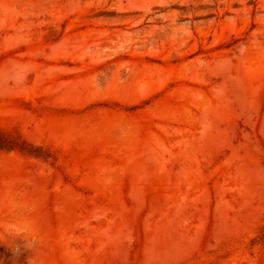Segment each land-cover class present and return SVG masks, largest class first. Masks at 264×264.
<instances>
[{
	"label": "rangeland",
	"instance_id": "1",
	"mask_svg": "<svg viewBox=\"0 0 264 264\" xmlns=\"http://www.w3.org/2000/svg\"><path fill=\"white\" fill-rule=\"evenodd\" d=\"M264 0H0V264H264Z\"/></svg>",
	"mask_w": 264,
	"mask_h": 264
},
{
	"label": "trees",
	"instance_id": "2",
	"mask_svg": "<svg viewBox=\"0 0 264 264\" xmlns=\"http://www.w3.org/2000/svg\"><path fill=\"white\" fill-rule=\"evenodd\" d=\"M259 235H260V236H262V235L264 236V231H263V232L261 231Z\"/></svg>",
	"mask_w": 264,
	"mask_h": 264
}]
</instances>
